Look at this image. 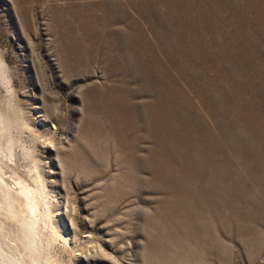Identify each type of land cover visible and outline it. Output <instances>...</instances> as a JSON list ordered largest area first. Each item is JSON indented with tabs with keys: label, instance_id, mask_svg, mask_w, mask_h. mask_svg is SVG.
<instances>
[{
	"label": "rangeland",
	"instance_id": "obj_1",
	"mask_svg": "<svg viewBox=\"0 0 264 264\" xmlns=\"http://www.w3.org/2000/svg\"><path fill=\"white\" fill-rule=\"evenodd\" d=\"M0 58L39 264H264V0H0Z\"/></svg>",
	"mask_w": 264,
	"mask_h": 264
},
{
	"label": "bare ground",
	"instance_id": "obj_2",
	"mask_svg": "<svg viewBox=\"0 0 264 264\" xmlns=\"http://www.w3.org/2000/svg\"><path fill=\"white\" fill-rule=\"evenodd\" d=\"M2 63L0 61V81L7 90L11 86L7 77L8 74L6 75V70L3 68ZM12 123L14 122H11L9 116L0 111V125L3 126H1L2 130H7L8 133L9 129H12ZM14 143L15 141L13 142V140H10L9 144L11 155L13 154ZM37 174V180L42 185L37 193L30 187L31 185H27V183L22 180L13 182L5 180V177L4 180L0 179V217L9 216L12 220L14 219L18 221L21 227L20 230H17V232H14L9 227H7V229H3V223L0 218V263L2 264H24L21 261L22 258H25V264H39V260L41 259L40 255L42 254L41 242H43V240L41 239L40 241L37 237L39 235L38 232L41 225H45L46 229L50 231V240H52V242L53 240L58 242L60 237H66L67 231H62V220H57V216L55 215V208L58 205H56L54 199H52V194L50 196V193L48 192L49 190L47 191L44 188L45 183L42 177L39 173ZM18 243L23 245L25 250L33 253V255L22 257L18 254V250L16 248ZM73 249L75 248L73 247ZM43 251L45 252V250ZM40 263L42 264V261Z\"/></svg>",
	"mask_w": 264,
	"mask_h": 264
}]
</instances>
